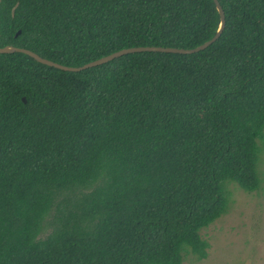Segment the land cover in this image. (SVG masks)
Listing matches in <instances>:
<instances>
[{
	"label": "trees",
	"instance_id": "1",
	"mask_svg": "<svg viewBox=\"0 0 264 264\" xmlns=\"http://www.w3.org/2000/svg\"><path fill=\"white\" fill-rule=\"evenodd\" d=\"M216 42L81 71L0 53V264H182L230 186L260 187L264 0H219ZM214 0H0V46L80 66L193 47ZM26 96V100L23 97Z\"/></svg>",
	"mask_w": 264,
	"mask_h": 264
},
{
	"label": "rangeland",
	"instance_id": "2",
	"mask_svg": "<svg viewBox=\"0 0 264 264\" xmlns=\"http://www.w3.org/2000/svg\"><path fill=\"white\" fill-rule=\"evenodd\" d=\"M258 143L260 187L246 192L232 183L227 213L202 230L211 243L208 257L184 254L182 264H264V137Z\"/></svg>",
	"mask_w": 264,
	"mask_h": 264
},
{
	"label": "water",
	"instance_id": "3",
	"mask_svg": "<svg viewBox=\"0 0 264 264\" xmlns=\"http://www.w3.org/2000/svg\"><path fill=\"white\" fill-rule=\"evenodd\" d=\"M217 6V9L220 13V26L217 31V33L208 41H205L203 43H200L193 47H181V46H164V45H133V46H125L119 49H116V51L111 52L107 55H104L98 59H94L92 61H89L83 65L80 66H67L60 63H57L53 60L44 58L40 56L38 53L34 52L33 49L23 47V46H16L13 44H7L0 46V53H9V52H23L26 53L32 57H34L39 63L52 66L64 71H81L86 68L98 66L101 64H104L116 57L128 54V53H134V52H143V51H151V52H167V53H181V54H190L195 53L198 51H201V49L209 46L210 44H213L217 41V39L222 35L225 26H226V14L223 6L221 5L219 0H214ZM24 100H26V96L23 97Z\"/></svg>",
	"mask_w": 264,
	"mask_h": 264
}]
</instances>
